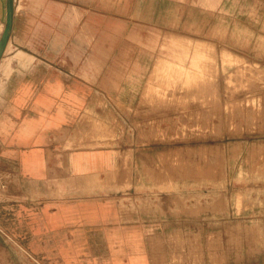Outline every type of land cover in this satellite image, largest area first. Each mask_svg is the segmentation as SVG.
Here are the masks:
<instances>
[{"label":"crops","instance_id":"0c3cea01","mask_svg":"<svg viewBox=\"0 0 264 264\" xmlns=\"http://www.w3.org/2000/svg\"><path fill=\"white\" fill-rule=\"evenodd\" d=\"M170 5L15 0L0 61V264H171L173 258L180 264L168 247L176 231L184 241L185 221L155 222L154 214L168 207L155 208L148 192L139 204L137 189H119L127 182L126 156L128 166L137 167L147 149L137 123L153 51L135 39L168 31L171 15L183 12ZM210 5V15H217L218 0ZM238 5L227 0V15ZM240 5L248 28L251 15L255 21L264 16V0ZM1 7L2 0L0 15ZM112 118L131 138L115 146L73 145L78 138L99 141L100 126ZM209 224L197 222L194 230H225L220 239L227 261L234 222Z\"/></svg>","mask_w":264,"mask_h":264},{"label":"rangeland","instance_id":"374dc122","mask_svg":"<svg viewBox=\"0 0 264 264\" xmlns=\"http://www.w3.org/2000/svg\"><path fill=\"white\" fill-rule=\"evenodd\" d=\"M210 1L171 0L170 9L183 12L171 15L169 30L135 39L153 51L137 123L140 146L147 149L137 167L128 166L126 156L127 182L119 189H137L139 204L148 192L155 208L168 207V213L154 214L155 222L185 221L184 241L171 231L175 240L168 247L181 256L180 264H264V16L255 21L251 15L248 28L241 0L233 20L227 0H218L217 15H210ZM12 4L2 0L0 61L8 12L10 35L18 7ZM119 120L100 126L105 133L99 141L78 138L73 145L115 146L131 138ZM231 220L225 261V230L205 227ZM197 222L207 226L195 231Z\"/></svg>","mask_w":264,"mask_h":264},{"label":"water","instance_id":"95a60500","mask_svg":"<svg viewBox=\"0 0 264 264\" xmlns=\"http://www.w3.org/2000/svg\"><path fill=\"white\" fill-rule=\"evenodd\" d=\"M11 4H12V0H11ZM12 7H13V4H12ZM11 11H12V9H10L9 12H8V21H7L8 27L6 28L5 33L3 35L4 39L6 38L5 39L6 42L3 41L5 46L7 44L8 38H9V30H10V26H11V22H12V13H11Z\"/></svg>","mask_w":264,"mask_h":264},{"label":"bare ground","instance_id":"6f19581e","mask_svg":"<svg viewBox=\"0 0 264 264\" xmlns=\"http://www.w3.org/2000/svg\"><path fill=\"white\" fill-rule=\"evenodd\" d=\"M6 30V29H5Z\"/></svg>","mask_w":264,"mask_h":264}]
</instances>
